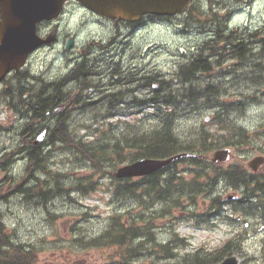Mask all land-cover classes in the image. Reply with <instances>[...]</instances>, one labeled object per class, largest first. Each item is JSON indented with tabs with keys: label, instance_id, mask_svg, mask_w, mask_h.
Masks as SVG:
<instances>
[{
	"label": "rangeland",
	"instance_id": "374dc122",
	"mask_svg": "<svg viewBox=\"0 0 264 264\" xmlns=\"http://www.w3.org/2000/svg\"><path fill=\"white\" fill-rule=\"evenodd\" d=\"M194 1L195 6L192 5L179 14L169 17L147 15L140 26H121L119 32L114 35L117 36L115 41L112 39L113 34L108 26L101 39L104 44H108V47H110L108 42H113L111 48H118L127 59H131L133 55L143 54L147 68L161 73L162 79L171 81V88L177 91L174 96H182L183 84L179 82L175 73L181 66L189 65L194 56L202 57L199 50L204 49L206 41L216 39L215 42L208 43L209 47L225 45L224 37L231 32L232 37L236 39L235 44L238 38L247 37L251 32L264 31V0H252V3H249L250 0ZM93 19L92 14L82 9H78L74 15H71V6L68 5L59 23L61 28L66 26L64 33L70 30L71 33L79 36V43L82 44L98 29V26H92ZM220 26H223V29H220ZM95 49L100 48H92L90 58L100 53V50ZM207 51L210 55L214 49L208 48ZM39 57L41 58L34 64L35 74L47 70L49 61L47 50H43ZM258 60L264 61V56ZM65 66L63 47L58 45L54 50L50 49V70L63 71ZM251 66V59L239 65L234 73L227 72L225 67L216 66L211 70L210 78L199 75L196 77V82L201 85L207 82L213 86L220 85L226 91L225 98L237 100L241 93L243 95L252 93V90L247 87V84L251 85L247 78V74L252 70ZM116 79L119 80V77L114 81ZM33 85L35 93L39 90L36 82L28 83V94H32ZM197 86L194 84V87ZM60 89L64 88L60 87ZM200 89L198 87L197 92H200ZM165 91L162 90V92ZM6 102L0 100V127H3V130H0V151L19 144V126L25 121V118L15 114V110L9 108ZM148 107L146 103L121 105L120 110L117 106L108 109V105L99 101L87 103L86 106H75L69 99L55 112L47 113L45 122L50 121V124H54L57 115L66 109L65 124L68 127L75 129L79 134L85 131L92 134V137L87 139L91 142L90 150L98 149L100 145L105 148L104 153L97 160H88L84 156L75 158L68 153L58 154L51 171L61 173L58 177L61 194L55 188V181L46 172L33 170L30 172L31 175H26L24 158L13 156L11 164L7 167L4 166L7 161L5 156L0 155L3 157L0 160L2 187L0 212L13 242L36 248L38 246L41 249L40 264H115L112 260L122 259L119 248L105 245L82 248L83 244L80 240L84 239L87 246L92 237L103 233L113 213L121 214L122 218L138 217L140 223L143 221L138 214L142 211L145 212V218L149 219L150 223L162 224L164 221H171L163 218L158 220L152 216L153 207L144 210L134 197L120 194L116 189L118 181L110 178L108 173L122 163L120 161L115 165L113 159L116 158L112 155L113 151L119 152L123 160H128L140 150L130 145L133 133L131 128L122 130L125 123H137L134 127L137 131L161 126L159 121H156L160 111H152V108ZM162 108L164 111L165 107ZM127 109H129L127 116L118 113L123 114ZM215 112V107L205 105L203 99H199L193 105L181 102L176 108L178 118L174 123L175 132L184 140H187L195 130L204 129L211 132L216 125L213 121L205 123L204 117L211 116ZM230 118L235 119L236 122L234 114H231ZM238 124L246 126L252 134L246 135V146H243L238 154L233 149L234 154H237L236 157L245 156L248 161L257 154H264V137L259 131L264 126V102L254 101L249 104L244 115L238 119ZM63 174H67L66 177H63ZM24 176L23 187L42 182L44 188L48 189L44 199L36 191L23 192L8 188ZM89 181L92 183L88 186L85 183ZM79 182L86 186L87 190L76 188L70 191V187ZM143 188L139 187L138 190L142 191ZM228 188L224 181L220 182L219 191L225 196L232 192ZM88 190L92 191L85 195ZM225 210L229 212V206ZM224 214L225 212H222L219 217L216 215L210 217L213 220L212 225L205 222L197 226L194 222L185 221L181 217L174 221L170 229L168 228L170 223L166 227L162 226L158 233H155L154 240L146 239L145 248L139 251L137 257L130 258V263L174 264L186 251L220 245L234 233L232 223L223 219ZM250 234L254 238L252 244L244 245L241 253H234L239 259V264H260L263 261L264 245L252 233ZM172 235L179 240L170 242ZM181 238H185V241L183 242ZM154 241H158L163 246H158ZM167 243L169 244L165 246ZM69 251L72 253L70 258Z\"/></svg>",
	"mask_w": 264,
	"mask_h": 264
},
{
	"label": "flooded vegetation",
	"instance_id": "af4514ba",
	"mask_svg": "<svg viewBox=\"0 0 264 264\" xmlns=\"http://www.w3.org/2000/svg\"><path fill=\"white\" fill-rule=\"evenodd\" d=\"M68 5L71 6V15H74L77 12L78 7L94 14L93 11L88 10L76 0H66L64 7L67 8ZM96 17V24L99 22L98 26L104 28L109 26L108 22H112L113 32L118 26L134 24L123 20H110L99 15ZM59 19L60 18L58 17L53 21L44 20L36 24L35 29L39 36L46 37L52 30H55V39L51 43L32 48L27 54L24 64L23 62L22 64L16 63L17 60L14 58V53L11 54L12 50L6 47V44L3 43L2 38L0 37V45H5L3 48L5 53L3 61L6 62L5 66L10 65V68L7 71L5 69L6 67H0V100L3 98V94L7 95L8 102H6L7 98L6 100L3 98V101L6 102L7 105L15 106L18 98L24 97L22 94L17 96L19 90L15 91L13 95L12 92H10V89H16L20 84L24 83L25 85L22 87H28L29 80H32L33 82L34 79H37L36 83L40 86L39 92L32 94V98L29 99L30 101L35 100V109L39 102L38 98L40 99L42 94L47 100H50V97L47 96L50 93V88L54 90V95L51 98V101L55 104H61L64 100L66 102V99H70V96L72 101H77L78 103L84 101L86 97L89 99L94 97V102H96L99 95H103V99L108 101H115L116 99L135 100V97L133 96L134 91L130 88L135 82L139 84V88H149L153 87V83L160 79L158 77H152V80H150L151 71L146 67V62L142 57L143 54L133 55L131 59H127L126 55L118 48H107L108 45H104L99 36H92L90 40L94 45L97 44V46L100 47L101 53L99 56L90 59L87 55L90 53L91 48L88 47L81 49L82 45H79V40H77L78 35L71 33L70 30H66L64 33L66 26L61 28ZM104 20L107 22H104L103 25ZM69 37L72 38L71 46L69 49H65V43ZM31 44L32 43L30 42L29 45ZM58 45L63 47V58L66 66L63 71H52L50 70V49L54 50ZM44 49L47 50V60H49L47 62V70L41 71L40 74H35V61L41 58L39 57V54ZM2 72L5 73L2 75ZM118 77L119 80L116 79V81H114V79ZM57 84L64 88V95L61 93V90H59L56 95L55 90ZM47 86L49 87V93L46 95V92H43V87L48 88ZM84 90L89 91V96H86L85 92L83 93ZM57 96L59 97V103L58 101L54 102ZM30 97L31 96L27 94L24 98L28 100ZM19 101L22 102L23 99L20 98ZM47 112L49 113L50 110H47ZM27 115L26 122L22 124L18 132L19 146L18 148L16 146L17 153L15 157H20L19 154L22 156L24 150H30L33 135L46 129L48 124H50V121L45 122L46 119H43L44 115L41 116L42 120L36 123L33 122L36 120L33 113H28ZM7 150L9 152L10 148L3 151ZM112 155H115L116 159L114 160L112 158L115 163L123 160L122 155L117 151H113ZM257 155L264 156V154L261 153ZM32 157L33 155L29 156L27 161H30ZM241 157L246 159L244 165L245 173L237 174L234 171L233 173L237 182L238 193L241 196H245L247 201L245 206L240 210V214L238 215L237 213H234L233 215L238 219V226L241 231L246 233L245 235L252 233L264 245V170L259 169L258 171L253 172L246 167L248 163L247 158L245 156ZM6 158L11 159L12 155L8 157V153H6L5 160ZM136 158L142 160L143 158H146V156L142 151H139ZM236 158V155H234L230 162H232V164L236 163ZM218 197H221V195ZM236 201H238V198L234 197V203ZM232 209L235 211L237 207ZM250 239L251 236L248 235L245 239V244L247 243L249 245Z\"/></svg>",
	"mask_w": 264,
	"mask_h": 264
},
{
	"label": "trees",
	"instance_id": "16d2710c",
	"mask_svg": "<svg viewBox=\"0 0 264 264\" xmlns=\"http://www.w3.org/2000/svg\"><path fill=\"white\" fill-rule=\"evenodd\" d=\"M224 37V44L226 45H213L210 48L214 49V52L211 54L212 61L209 64L220 65L227 59L231 62L233 60H237L236 63H232L230 66L232 70H237L239 65L243 64L247 59L250 58V53L252 50L257 47L260 52L256 53L257 58L259 55L264 54V33L262 35L259 32H254L247 37L238 38L237 43L234 44V39L232 37V33L226 34ZM261 36V37H260ZM213 42L216 39L212 40ZM255 43V44H254ZM252 44V45H251ZM255 45V46H253ZM231 47V48H230ZM245 56V57H243ZM209 64L204 59H196L193 63H190L189 66H181L179 68L180 72L178 75L184 81L189 83V86H183L182 93L183 96L188 97V103H196L199 98L204 99L208 106H213L214 101L211 100L209 95V90H216V87L212 85L205 84L200 85L196 82L197 71L207 72L209 69ZM212 68V67H211ZM251 72L247 74L248 80L252 82V85H249L253 88H257L258 90H264V67L261 66V62H255L253 66H251ZM191 71V72H190ZM191 74V75H189ZM194 84L198 85L194 87ZM171 83L167 82L168 89L166 90V96L169 98L167 101L169 103L171 94L174 95L175 90L170 88ZM48 87V86H47ZM200 87V92H197V88ZM49 87H43V92L50 93L47 95L50 97V100H47L46 97L42 94L41 98L38 102L39 107H36L34 110L37 118H41L44 115L45 111L53 110V108L57 105L51 101V98L54 95V90ZM60 90V86L57 84L55 93ZM208 91V92H207ZM53 92V93H52ZM39 97V95H38ZM215 99H217L216 95H213ZM58 96L55 98L54 102L58 101ZM46 101V102H45ZM60 101H58L59 103ZM172 103V102H171ZM173 104V103H172ZM220 108L215 113V121L217 122V126L219 129H229L234 130V133H224L222 135V140L224 145H231L234 143L235 139L240 142H246V136L243 135L245 130L243 127L237 126L229 117L231 111L241 110L244 106L243 100L238 101L236 103H219ZM179 103H175V106H178ZM175 113H168L164 118L161 119V129L156 127V131L153 134L148 133V130H143L140 133L136 134V138L139 139L138 145L143 151L142 153L145 156H155V157H163L168 156L170 154H174L180 151H197L202 153V150L207 151L210 147L221 146V141H213L209 140L208 134L205 132H199L193 138V134H190V137L187 140L182 139L178 136L176 131V127L174 125L175 120L177 119ZM63 116L59 119L56 128H58L59 134L64 133L61 128L63 124ZM204 130V129H201ZM237 130V131H236ZM233 131V132H234ZM190 142L186 144V142ZM239 143L237 144V147ZM205 155V154H204ZM36 158L34 159V161ZM173 167V176H170L165 179L166 184V192L161 195V193L157 194L156 199L163 198L166 202L165 205L156 208L154 211L157 216L164 217L166 214L175 215L176 210L181 209L183 213L186 214H195L204 216L208 215L206 212H194L186 208V205L193 204L195 205L197 201V197L202 194L203 191H208L212 182H214L215 178H211L212 172L219 165H213L206 161L205 158L201 157H190L188 159H179L171 163ZM169 166L168 168H170ZM231 169L229 171V177L231 179H235L234 173L243 174L245 166L242 161H238L232 165H230ZM163 179L152 178V184L158 186ZM123 183L129 184V180L127 182L123 181ZM174 187V188H173ZM29 190V188L24 189ZM185 199V200H183ZM219 203L218 198H212L210 200L209 206L215 204V201ZM196 206V205H195ZM1 218V217H0ZM140 228L136 227L135 220L131 221H123V220H114L112 224H110V229L107 232V236L115 235V239L106 240L104 237H101L100 240L103 244L109 243L113 244L118 242L120 248L124 246L126 242L132 244L136 236L140 233ZM150 229H145L144 234L150 233ZM8 235L6 233L5 225L2 223L0 219V264H33L35 260L34 253H28L25 255H21L20 247H12L13 244L9 242ZM140 246H143L144 243L139 242ZM10 246V247H9ZM12 247V248H11ZM229 248L221 253L219 252H205L202 254L194 253H186L182 257L181 262H176L177 264H210L215 263L220 258H222L225 254H227ZM122 263V262H121Z\"/></svg>",
	"mask_w": 264,
	"mask_h": 264
},
{
	"label": "water",
	"instance_id": "95a60500",
	"mask_svg": "<svg viewBox=\"0 0 264 264\" xmlns=\"http://www.w3.org/2000/svg\"><path fill=\"white\" fill-rule=\"evenodd\" d=\"M87 8L104 14L108 17H118L129 21L137 20L140 15L145 13L173 15L181 11L190 0H77ZM64 0H0V37L6 47L14 53L17 64H22L27 53L32 48L41 43L54 40V32L43 39L35 33L36 23L43 19H52L59 15ZM30 42L32 43L31 45ZM70 38L65 45L69 47ZM0 45V67H6L3 61L5 55ZM5 72H2V75ZM209 117L205 118L208 121ZM187 153H180L169 159H150L138 160L130 165L124 166L118 170L117 176H131L151 173L162 166H165L174 158H179ZM230 157L229 148H220L213 153V161H225ZM262 161V157H256L250 163L257 168ZM217 264H237L234 256L225 258Z\"/></svg>",
	"mask_w": 264,
	"mask_h": 264
},
{
	"label": "bare ground",
	"instance_id": "6f19581e",
	"mask_svg": "<svg viewBox=\"0 0 264 264\" xmlns=\"http://www.w3.org/2000/svg\"><path fill=\"white\" fill-rule=\"evenodd\" d=\"M243 57H245V56H243ZM190 72H191V71H190ZM189 75H191V74H189ZM143 159H145V158H143ZM0 217H1V218H0L1 221H3V220H2V215H1V213H0Z\"/></svg>",
	"mask_w": 264,
	"mask_h": 264
}]
</instances>
